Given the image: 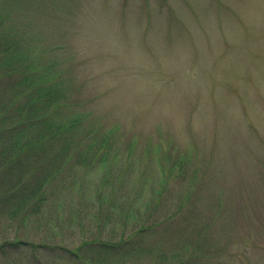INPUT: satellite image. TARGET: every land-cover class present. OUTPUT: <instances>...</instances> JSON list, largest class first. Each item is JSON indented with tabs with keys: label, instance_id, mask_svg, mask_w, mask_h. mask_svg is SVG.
<instances>
[{
	"label": "rangeland",
	"instance_id": "rangeland-1",
	"mask_svg": "<svg viewBox=\"0 0 264 264\" xmlns=\"http://www.w3.org/2000/svg\"><path fill=\"white\" fill-rule=\"evenodd\" d=\"M0 22L60 64L64 101L92 115L89 141L109 134L119 154L67 173L49 228L0 219V264H73L59 246L142 226L145 241L105 260L147 264L144 250L168 258L190 242L205 264H264V0H0ZM103 177L116 216L100 224Z\"/></svg>",
	"mask_w": 264,
	"mask_h": 264
},
{
	"label": "trees",
	"instance_id": "trees-1",
	"mask_svg": "<svg viewBox=\"0 0 264 264\" xmlns=\"http://www.w3.org/2000/svg\"><path fill=\"white\" fill-rule=\"evenodd\" d=\"M2 25L0 22V219L7 220L9 226L15 223L19 231L30 221L28 218L36 219L41 227L46 228L47 225L49 228V219L53 215L51 205L53 208L57 206L63 195L62 189L73 184V179L67 180V173L76 167L94 169L97 160L101 166H112L119 154L106 151V145L110 148L107 141H116L109 139V134H104L98 141H89L95 139L97 131L90 129L87 133L83 130L92 115L81 111L79 104L64 101V89L67 87L60 80V64L46 60L44 48L38 49L29 38L25 40L26 33L8 32ZM63 48L55 46L52 50ZM115 134L111 133L113 137ZM80 137H84L83 140L87 137L88 141L83 143ZM178 164L181 167L184 162L180 159ZM106 182V177L99 181L100 192L96 197L99 210L93 216L100 224L116 216L113 202H108L101 192ZM105 202L110 206H104ZM183 208L179 207L178 213ZM131 214L128 210L124 215L125 225L131 221ZM78 217L79 214L75 213V218ZM193 219L191 216L190 220ZM190 220L185 217V221ZM65 229L72 233L69 227H63V231ZM149 229L145 226L136 228L131 236L126 239L122 236L116 243L110 239L84 236L77 251L62 244L59 247L71 253L73 264L77 263L76 258H84L79 264H132L120 260L107 262L105 256L111 253L118 255L122 247L129 248L145 241L142 235L149 233ZM197 232L193 231L191 235ZM206 232V228L201 227L198 233L205 237ZM203 247L206 248L204 240ZM192 249H195L193 243H186L168 258H164L163 250L143 249L146 256L142 258V254L139 255V260L147 264H205L208 251L205 249L201 253ZM87 253H93L92 257L87 259L84 256ZM154 253L157 255L153 256Z\"/></svg>",
	"mask_w": 264,
	"mask_h": 264
}]
</instances>
